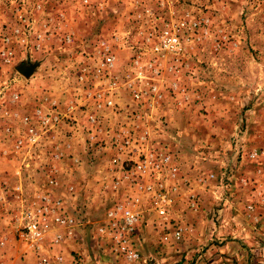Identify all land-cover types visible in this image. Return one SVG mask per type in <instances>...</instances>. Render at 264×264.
Here are the masks:
<instances>
[{
    "label": "rangeland",
    "instance_id": "1",
    "mask_svg": "<svg viewBox=\"0 0 264 264\" xmlns=\"http://www.w3.org/2000/svg\"><path fill=\"white\" fill-rule=\"evenodd\" d=\"M260 1L0 0V49L12 51L10 60L0 58V106L10 123L4 129L15 153L32 160L22 168L26 177L35 179L34 165H41L22 191L16 226L0 244V264H264ZM227 2L234 5L224 12ZM182 19L198 26L181 31L180 51H156L161 30ZM106 56L113 57L111 65ZM28 60L43 63L32 78L17 70ZM44 91L56 100L50 106L62 121L51 118L37 145L19 149L15 139L22 115L16 95L35 101ZM72 103L137 120L135 129L118 137V145L129 137L130 146L118 147L125 155L116 156V193L122 197L113 200L127 203L137 215L136 258L115 251L99 231L113 205L100 200L101 209L91 208L80 238L76 200L63 203L56 191L60 182L53 160L62 151L55 140L46 142L50 131L67 125L64 120L71 118L61 111ZM156 152L170 156L174 175L168 167H149L141 181L125 178L126 163ZM87 154L93 159L92 151ZM98 157L103 166L111 158L114 163L108 151ZM48 199H58L60 209L38 216V233L29 236L28 215L36 217ZM58 214L73 222L58 224Z\"/></svg>",
    "mask_w": 264,
    "mask_h": 264
},
{
    "label": "crops",
    "instance_id": "2",
    "mask_svg": "<svg viewBox=\"0 0 264 264\" xmlns=\"http://www.w3.org/2000/svg\"><path fill=\"white\" fill-rule=\"evenodd\" d=\"M232 5L234 4L227 2L222 10L227 12L229 10L228 7ZM259 9L260 12L258 11ZM263 10L264 0L258 3V14L261 15V11ZM46 27L50 30V26ZM43 34L44 33L40 34L42 42L43 39H45ZM27 63L33 64V71L29 78H32L36 71H40L43 65L40 61L32 63L28 60L26 64ZM13 81H16V85L21 88L20 79L14 78ZM14 85H12L11 88H14ZM22 89L24 92L26 91L25 87ZM83 97L81 101L85 100ZM53 100L54 99L44 91L36 97L35 101L34 99L27 100L26 94H21L16 96L14 102L16 103V110L20 116L23 115L24 112L29 111L32 113L31 115L34 116V112L37 109L57 116L56 111L50 106L52 102L56 101ZM69 102L70 100L65 102V109H67ZM4 108H6L4 105L0 106V244L5 241V232L16 226L17 217L19 215L18 212L20 211L18 203L22 198V191L27 187L28 181H35L37 174L40 173H37L36 170L40 169L41 166L38 163L34 165L35 168L32 171L36 173L35 179H32L30 175V178L26 177V173L22 168L30 167L32 160L28 158L22 159L23 155L15 153V150L11 147V141L4 129V125L10 124L4 121L8 118L7 115H4ZM61 112L71 119L64 120L68 122L67 125L62 124V130L50 131L46 143L54 142L55 140V142L59 144V150L62 151L61 157L57 156V159L53 160L55 166L54 171L59 175L58 181L60 182V188H56V191L63 197V203H68L69 199L76 200V214L80 216L78 219V230L76 232L80 237L86 231L84 227H87L90 220L89 213H93L91 208L94 207L96 210L101 209L103 205H101L100 200L104 202L105 207L109 205L112 206L114 205L113 200H116L117 197H122V195L120 196V192L116 193L117 180H115V178L118 174L116 172L117 164L112 163L111 158L109 159V166H103L102 159H100L98 155L99 153L101 155L108 151V155L110 156H114L115 158L118 156L121 157V159L124 158V154L118 153V137H122L123 133H121V131L130 133V130L135 129L133 124H136L137 120L134 115L131 117L119 115L117 117V113L109 114L108 112L104 113L97 110L93 112L88 107L76 109L73 103L71 109ZM90 117H95L96 122L90 123ZM60 121H62V119L60 120L58 117V122ZM53 135L55 136L52 140L51 137H53ZM75 151L77 152L75 153ZM85 151H87V153L88 151H92L93 159H87V157L90 156ZM63 186L65 187L63 188ZM76 243L80 244V241ZM80 245L85 246L86 243Z\"/></svg>",
    "mask_w": 264,
    "mask_h": 264
},
{
    "label": "built area",
    "instance_id": "3",
    "mask_svg": "<svg viewBox=\"0 0 264 264\" xmlns=\"http://www.w3.org/2000/svg\"><path fill=\"white\" fill-rule=\"evenodd\" d=\"M196 26H198L197 21H188L186 19H182L175 26H165L158 36V44L155 45L154 49L156 51L163 50L172 53L180 51L181 31L183 29L194 30ZM7 40L8 39H5L4 41ZM10 57H12V51L9 48L6 47L5 49H0L1 59L8 61L10 60ZM112 61L113 57H105V62L107 64L111 65ZM134 96L138 95L135 94ZM106 103L111 104L112 101L108 99L106 100ZM34 113V116L30 114H24L20 117L19 123L21 128L15 139V147L19 149L25 146L37 145L43 137H41V135L47 134L49 130L48 123L50 122V119L53 118L58 121V116L52 115L49 112H42L40 109H37ZM47 113H49L50 116ZM90 121L96 122V118L90 117ZM7 132L13 134L10 129H7ZM126 138L127 139H122L120 142L121 144L119 146L121 149H126L130 146L129 137ZM142 154L137 160L133 161L132 164L126 163L127 166L124 167V176L128 180L129 178H132L133 180L141 181L142 177L146 175L149 167L155 168L157 170H164L165 167H168L170 173L174 175L176 168L172 165H169L170 156L168 154L156 152L144 154L145 157H142ZM117 160V158L113 159L114 164H116ZM147 188H150V186L148 185ZM44 201L46 205L38 207L37 212H34L39 213L36 215V217L35 215H32V213L28 215V217H30V221L27 224L29 236H34L38 233L37 229L40 220L38 216L44 217L43 215L46 212H56L57 209H60V201L58 199L54 201H50L49 199ZM160 212L162 213L163 210H160ZM106 217L107 220L105 226L99 229L102 236L114 246L115 251L124 253L127 257H129V259L138 257V254L132 247L137 215L132 212L127 203L115 202L114 205L107 211ZM54 221L58 224L72 223L73 218L58 214L54 216Z\"/></svg>",
    "mask_w": 264,
    "mask_h": 264
},
{
    "label": "water",
    "instance_id": "4",
    "mask_svg": "<svg viewBox=\"0 0 264 264\" xmlns=\"http://www.w3.org/2000/svg\"><path fill=\"white\" fill-rule=\"evenodd\" d=\"M17 70L22 73L24 76H30L33 71V64L23 63L17 66Z\"/></svg>",
    "mask_w": 264,
    "mask_h": 264
}]
</instances>
